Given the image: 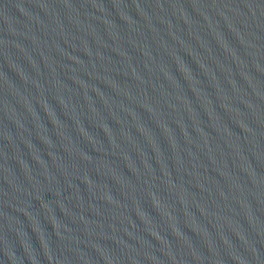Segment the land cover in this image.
I'll use <instances>...</instances> for the list:
<instances>
[{"label":"water","instance_id":"obj_1","mask_svg":"<svg viewBox=\"0 0 264 264\" xmlns=\"http://www.w3.org/2000/svg\"><path fill=\"white\" fill-rule=\"evenodd\" d=\"M0 264H264V0H0Z\"/></svg>","mask_w":264,"mask_h":264}]
</instances>
